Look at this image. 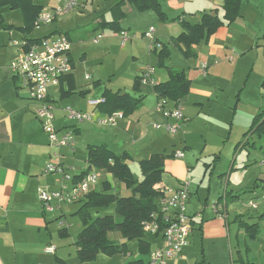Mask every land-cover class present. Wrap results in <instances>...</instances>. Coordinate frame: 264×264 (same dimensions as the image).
<instances>
[{
  "label": "crops",
  "instance_id": "1",
  "mask_svg": "<svg viewBox=\"0 0 264 264\" xmlns=\"http://www.w3.org/2000/svg\"><path fill=\"white\" fill-rule=\"evenodd\" d=\"M96 1L84 2L78 9L86 13L99 12L101 4L98 2L96 4ZM103 1L110 3L112 0ZM113 1L112 4L110 3V14L107 20L112 19L111 8L120 0ZM158 1L166 14V20H161L154 10L139 11L134 5L127 3L123 7L126 16L122 21L128 16L126 8L133 7L138 12L154 13L149 14L153 19L151 24L155 23V19L160 22L159 28H155V37L161 44V50L150 58L152 65L156 64L157 67L161 68L158 72L154 66H151L155 69L154 76L157 82H165L169 79V68L185 71V69H180V66L172 65L171 58L174 51L178 53L176 58L181 62L179 55H182L187 67L191 69L189 72L196 73L194 77L189 72L186 73L191 80V88L186 97L179 101L167 99L170 108L180 104L185 118L187 121L189 120L187 125L189 133L182 134L183 136L180 137V143L183 142L182 149H176V138H178L176 136L178 134H170L165 127L168 121L172 120H168L156 109L158 96L153 86L141 84L140 92H134L135 79L140 77L146 69L135 73L130 91L136 96H143L141 106L128 116L124 114L123 118L118 119L115 126H100V128L88 121L77 122L68 118L65 111L67 107L83 112H95L97 115L107 114L101 111L99 106L93 105L91 100L103 98L104 90L111 88L104 87L100 90V80L93 84L85 82L79 87L78 79L80 76L76 72L77 65L72 51L73 43L67 31H63V34L68 33L67 36L71 41L73 70L61 79L58 86L49 88L48 100L55 107L57 128L61 131L73 130L76 136L81 135L87 141L76 143L74 150L67 147L59 149L51 147L41 121L35 113L40 102L30 98L29 91L14 76L10 64L23 51L22 44L25 39L53 36L56 30L41 36H34L35 29L39 28L35 26L30 34L23 33L19 29L24 26L23 15L21 14L20 18L16 17L15 22L10 21L7 18V11H13V9L0 7V264H46L47 260L50 259L49 256L52 255L46 252V247L49 244L57 246L55 257L58 256L60 246L55 240L66 244L69 240L67 237L70 236L69 226L64 217L69 210L76 214L84 200L74 204L60 205L54 203L53 211H48L40 201L38 191L39 189H57L64 178L61 172H46L48 164L55 160L54 152L58 153V159L61 161L65 172L76 177L89 168L86 158L85 166L78 169L80 163L77 161V154H87V148L90 144H106L117 155L128 153L130 158L126 163L131 170L133 167L136 169L139 174L135 177L139 180L144 177L140 168L141 160L149 158L154 153L175 154L179 150L185 152L183 158L173 156L165 160L162 182L159 184L162 188L176 189L186 180L191 182V195L187 204V212L193 218L190 243L185 248L181 258L177 261L170 260L167 264H205V262L214 264L219 254L227 263L228 256L230 264H264V203H260L256 210L250 209L247 205L248 201L257 200L263 191L264 166L261 162L264 161V135L260 137L258 133L252 131L247 137L244 136L252 128L254 118L264 111V97L255 101L241 100L242 91L247 86L249 76L234 98L228 97L225 90L220 89L221 81L231 82V80L237 79L238 75L245 74L247 69L255 70L259 67L260 78H263L264 46L258 43L261 34L250 28L251 23L243 14V0L240 15L232 22L224 20L223 25L209 40H202L199 44L192 46L196 56L186 57L183 54L184 45L177 44L175 41L183 32L182 21L197 23L201 22L205 14L215 15L216 13L223 20L225 0H202L203 4L200 2L196 4L192 1V4H196L194 14L187 12V4L182 0ZM41 3L45 6L44 1ZM198 11H200V16L197 14ZM102 21L100 16L93 21L96 22L95 29L97 31L101 29L110 30L115 36L113 39H118L120 46L125 50L128 49L130 56L138 62L142 55V44L145 43L146 45V41L142 37L148 28L155 26L144 27L145 29H142L140 35L137 31L124 27L121 21V31L125 30L131 36V39L122 45L121 31L117 32L111 28L99 27ZM99 34H103V37L96 43L94 38ZM96 36L92 39L93 44H100L106 38L103 32H99ZM236 43L238 44L237 47L235 46ZM127 45H129L128 48ZM165 47L169 55L165 58L164 65L161 66L159 54ZM230 55H233L231 60L228 58ZM219 57H223L224 60L221 61ZM217 58L220 59L219 62H217ZM210 69H217L221 81L219 79L216 81V75L210 73ZM204 70L207 71L206 75L203 74ZM83 79L87 81L91 77L85 75ZM262 86L264 88V80ZM98 89L100 91H97ZM262 90L264 94V89ZM75 96L84 98L86 104H81L82 100L73 101L72 97ZM223 96L227 97L228 106L234 115L242 113L246 117V120L239 125L241 129L238 130V136L233 140V121L229 126L219 119L221 112H223ZM156 124L161 125V127L156 128ZM98 128L101 129L99 135H97ZM228 129L230 131L225 135L224 132ZM198 130H202L199 132L206 143L209 140L215 142L217 138L222 136L220 139L221 146L216 145L212 151L210 150L211 155H215L214 160L216 162L222 160L223 151L226 149L232 152L229 170L219 178L221 184L219 181L212 180L213 184L210 183L208 188H202L199 184L196 185L190 177L191 170L194 168L192 160L200 159L199 155L202 154L201 150L195 149L192 145V139L189 138ZM84 131L87 137L83 135ZM91 133L94 134L89 135ZM230 141L232 142L230 143ZM206 146L207 144L203 150ZM171 147L173 149L170 150ZM218 150L221 155L218 154ZM204 167L206 170L204 169L203 178L209 170V164L204 163ZM211 170L210 175L213 174V168ZM93 171L105 174V182L111 184L112 193H118L121 196L131 195V190L124 183H118L117 179L108 171L94 168ZM192 178L195 179L193 175ZM98 184L94 185L91 190L103 191L104 182L100 186ZM216 184H219L218 188L221 189L219 197L215 202H209V196L213 190L212 185L216 186ZM202 189L207 190L206 196L200 194ZM229 200H231V205H229ZM217 202L224 207L227 213L226 218L217 216L213 207ZM77 204L80 206L75 212L70 207ZM98 212L97 215L112 214L114 209H100ZM92 215L93 217L97 216ZM54 220L57 222H53ZM60 221L65 224L60 225ZM55 223L59 224L56 226L58 229L57 239L53 234ZM245 223L258 225L259 231L255 237H251L246 231ZM62 229L67 235L61 240L59 236ZM148 235L152 237L154 248L161 245L162 240L159 236ZM145 240L151 246V242L146 237ZM125 241L126 239L123 238L120 244L126 243ZM127 248L129 251L128 245ZM138 250H140L139 244ZM58 257L63 259L62 256ZM137 261H142L144 264L148 263L143 258L133 262ZM54 264H56L55 260Z\"/></svg>",
  "mask_w": 264,
  "mask_h": 264
},
{
  "label": "trees",
  "instance_id": "2",
  "mask_svg": "<svg viewBox=\"0 0 264 264\" xmlns=\"http://www.w3.org/2000/svg\"><path fill=\"white\" fill-rule=\"evenodd\" d=\"M43 0H0V7L19 9L24 18V26L19 28L23 33L30 34L36 26V20L40 12L45 8L41 3ZM243 0H225V15L222 20L216 13L205 14L201 22L191 23L182 21L183 32L175 39L177 44L184 45L183 54L186 57H194L195 52L192 46L199 44L202 40L209 38L223 25L224 20L229 22L240 15ZM132 4L139 11L154 10L161 20H166V14L161 8L158 0H120L112 8V19H103L99 27L111 28L114 31H121V21L125 18L126 12L123 7ZM13 27V26H12ZM65 35H68L66 33ZM52 36V35H51ZM46 37H50L46 36ZM25 39V50L32 44L38 43L41 39ZM169 55L165 47L159 54L161 66L164 65L165 58ZM72 61V60H71ZM169 79L165 82H158L153 86L158 99L166 98L172 101H179L186 97L191 88V80L184 70L169 68ZM141 76L134 82V92H140ZM102 97L104 102L99 105L104 113L111 114L116 111L124 112L128 116L135 112L143 102V96H136L130 92L113 91L105 89ZM256 132L260 137L264 135V111L254 118L253 126L246 133ZM87 160L89 168L79 176L82 178L87 173L96 170H106L113 177L131 190V195L121 196L112 193L109 182H104V189L101 192L91 190L83 199L84 202L77 211L84 227L79 232L75 245L77 257L82 263H89L97 260L101 253L113 255L116 253H126L128 251L126 243L119 244L109 238L110 232H120L126 240H138L139 249L142 253L149 252L150 245L145 240L147 233L143 230V223L150 218L153 211L157 209L158 201L163 195V188L159 186L162 182L164 172V162L174 154L154 153L149 158L140 161V168L143 179L139 180L133 174L126 161L130 158L128 153L117 155L106 144H90L87 148ZM98 172V171H97ZM114 209L112 214H98L93 217L92 211L100 209ZM120 218V220H119ZM246 231L251 237L258 234V225L245 223ZM62 237L66 236L65 230L60 231ZM56 264H68L65 260L55 257ZM129 264H144L142 261L131 262Z\"/></svg>",
  "mask_w": 264,
  "mask_h": 264
},
{
  "label": "rangeland",
  "instance_id": "3",
  "mask_svg": "<svg viewBox=\"0 0 264 264\" xmlns=\"http://www.w3.org/2000/svg\"><path fill=\"white\" fill-rule=\"evenodd\" d=\"M45 4V9L52 8L53 6L57 5L56 0H43ZM118 1V0H117ZM185 4H187V12L194 14L196 12L195 5L197 2H200V4H203L202 0H182ZM193 2H196V4H192ZM100 3L101 8L99 12H91L86 13L82 12L80 9H74L70 12H67L65 14L60 15L56 20H54L51 23L41 25L39 28H36L34 31V36H41L44 34H47L49 32L55 31L56 32L53 35H60L63 34V31H67L69 33V37L72 41V51L73 56L76 61L77 65V75L80 76L78 79L79 87L83 85L85 82L93 84L95 81L100 80V90L104 87L111 88L115 91L121 90L122 92H130L131 91V84L133 82V79L135 77V73H138L140 70L144 71L145 69L154 66L157 71L161 69L160 67H157L156 64L152 65L150 63V58L154 57L161 49H158L157 51H150V40L146 38L144 35L142 39L146 41V45L142 44V55L140 56V59L138 62H136L129 54L128 49H123L118 39H113L114 34L110 32V30L101 29L97 31L96 28V22L95 19L99 18V16L102 19H108V16L110 14V3L112 4L114 1L112 0L110 3H105L103 0H97L96 4ZM243 11L244 15L247 17L248 21L251 23L250 28L256 33H260L261 36L259 37L258 43L259 45L264 46V0H244L243 1ZM128 11V16L125 20L122 21V25L126 28L132 29L133 31H137L140 35L142 34V29H145L144 27L149 25H154L155 28H159L160 22L158 19H155V23L151 24L153 22V19L150 17L149 14L154 13H143L138 12L131 8H126ZM206 11V10H204ZM203 13V12H202ZM21 11L20 10H13V11H7V18L10 21H14L16 17H21ZM197 14L200 16V11L197 12ZM102 15V16H101ZM203 15V14H202ZM155 16V15H154ZM156 18V17H155ZM195 21V20H192ZM108 29V28H107ZM150 28H148L149 30ZM103 32L106 36V38L100 43V44H93L92 39L99 33ZM254 45H256V42H254ZM235 46L237 47L238 44L236 43ZM129 45H127V48ZM145 48V49H144ZM178 53L176 51L173 52V56L171 58V63L174 66H180V69H185L186 73H188L191 69L187 67V63L182 59V55L180 54V58L182 62L177 59ZM85 57V58H83ZM222 60H224L223 57H219ZM217 58L218 60H220ZM87 61V62H86ZM86 62V63H85ZM200 68V66H199ZM194 69V68H193ZM259 67L257 69H247V72L242 75H238L237 79L231 80V82H223L219 79V74L217 69H210V73H214L216 75V81H221L220 89L225 90L228 97L234 98V96L240 91V89L243 87L245 79L249 76V80L247 82L246 88L242 91L241 100L242 101H255L262 99L264 97L263 94V78H260V72L258 71ZM141 71V72H142ZM190 73V72H189ZM196 73H190L192 77H194ZM85 75H89L91 77L90 80L83 79ZM242 76V77H241ZM97 91H100V90ZM150 93V92H149ZM73 101L78 102L81 101V104H86L85 99L79 96L72 97ZM72 101V100H71ZM223 102V112H221L219 119L227 124L229 126L231 125L232 121L234 123V126H232V140L235 139L238 136V130L241 129L239 127L240 124H242L246 117L243 116L242 113H238L236 116L234 115L231 108L228 106V99L227 97H222ZM232 102V101H231ZM230 102V103H231ZM86 109V108H84ZM235 117V119H234ZM189 121V120H188ZM188 121L184 123L183 121L180 122L181 129L178 132V135L176 137V143L177 147L176 149H182V143H180V137H182V134L189 133V129L187 128ZM89 123L98 126L94 122L88 121ZM87 123V124H89ZM88 126V125H87ZM101 128V127H100ZM97 135H99V132L101 129H97ZM73 131V130H72ZM202 130H198L196 134H192L189 136V138L192 139V145L195 147L196 150H201V156L199 155L200 159L198 160H192V164L194 168H192L191 172V179L192 182L196 185L199 184L202 188H208L210 186V183L213 184L212 180L219 181L221 184V180H219L221 175H224L227 173L230 167V159L232 157V152H230L229 149H226L223 151L222 160H218L217 162L214 160L215 155H211L210 150L212 151L214 146L219 145L221 146L220 138L216 139L215 142L209 140V142L206 143L204 137H201L200 132ZM229 129L225 131V135H227ZM94 133H91L89 135H93ZM76 135V134H75ZM78 135V134H77ZM85 137H87V134L83 133ZM188 136V135H187ZM102 137V136H99ZM76 143H85L87 140H85L81 135L76 136ZM88 139V138H87ZM100 142V141H99ZM232 141H230L231 143ZM229 143V144H230ZM207 144L205 150L204 147ZM76 147V145H75ZM217 147V149H219ZM168 149V148H167ZM173 149V147L170 148V150ZM169 150V151H170ZM164 151V150H162ZM234 152V151H233ZM167 153V152H165ZM218 154L221 155V153L218 150ZM88 154H77V161L78 163V169H81V167L85 166V159L87 158ZM81 159V160H79ZM221 159V158H220ZM204 163L209 164V170H207L205 174V178H203V172L204 169L206 170V167H204ZM213 168V174L210 175L211 169ZM132 171L135 176H137L139 173L136 171V169L133 167ZM226 171V172H224ZM100 173V172H99ZM192 175L195 177L192 178ZM194 179V180H193ZM106 176L104 173H100L98 186H100L103 182H105ZM118 183H120L119 180H116ZM203 181V182H202ZM203 183V185H201ZM219 184H216V186H213V190L211 195L209 196V202H215L219 197V192L221 191L220 188H218ZM207 191V190H206ZM206 191L203 189L201 190L200 194H205ZM242 202V201H241ZM231 200H229V205H231ZM80 204L74 205L70 208H73V210H78V207ZM94 215H97L96 211H93ZM107 214V213H106ZM64 217V216H63ZM68 223V228L70 232V236L67 238L69 239L66 244L62 243V241H56L59 243L60 249L58 251V256H62L65 261H67L69 264H129L130 262L136 261L140 258H143L144 261H148L150 258V253L155 250V246L153 244L152 237L150 235H146V239L151 242V246L149 248V252L142 253L140 250H138V240H126L129 247V251L126 253H116L113 255H107L105 253L99 254L97 260L89 263H81L77 257V248L75 245V241L77 239L78 233L80 230L84 227L83 221L81 217L78 214H73L69 210L66 213V217H64ZM120 220V218H119ZM70 221V222H69ZM53 222H57V220H54ZM52 223V222H51ZM56 226H59V224L55 223V229L53 230L54 237H56V233H58V229H56ZM264 233V232H263ZM59 238L62 240L64 239L61 235ZM109 238L116 241L117 243H122L123 236L120 232H110ZM257 244V243H255ZM54 245V244H53ZM56 246V245H55ZM57 247V246H56ZM256 254V252H255ZM254 256V255H253ZM257 257V256H255ZM50 258V259H49ZM49 260H47L46 264H54L55 260V254H52L49 256ZM228 263L225 262L222 255H218V259L214 261V264H230L229 258L227 256ZM259 259V258H258ZM260 261V260H259ZM202 264V263H201ZM205 264H208L205 262Z\"/></svg>",
  "mask_w": 264,
  "mask_h": 264
},
{
  "label": "built area",
  "instance_id": "4",
  "mask_svg": "<svg viewBox=\"0 0 264 264\" xmlns=\"http://www.w3.org/2000/svg\"><path fill=\"white\" fill-rule=\"evenodd\" d=\"M89 0H57V5L49 9H43L37 17L36 26L40 27L56 20L60 15L78 8L84 2ZM155 27H151L144 34L150 40V51L160 49L161 44L155 37ZM103 37L99 34L94 38L98 43ZM131 36L125 30L121 31L122 45H125ZM18 44V43H16ZM25 45V42L22 44ZM22 46V47H23ZM233 59V55L228 57ZM220 60H217L219 62ZM11 70L14 76L22 82V86L29 91L30 98L40 102L35 110L37 118L41 121L46 132L51 147H67L72 150L75 148L76 135L72 130L61 131L55 124L54 105L48 100V91L52 86H58L61 79L70 74L73 70L71 61V41L65 34L53 35L41 39L38 43L31 45L28 50L23 51L11 62ZM206 75L207 71L204 70ZM155 69L147 68L141 75L142 84L154 86L158 82L155 78ZM104 99H94L91 103L99 106ZM156 109L168 120L166 124L167 131L172 134H178L181 129L180 122H186L183 110L180 104L174 108L168 106L166 98H160L157 101ZM68 118L77 122L91 121L98 126H115L118 119L123 118L124 112L116 111L111 114L97 115L95 112H83L72 107L65 109ZM156 128L161 125L156 124ZM54 161H51L46 172H61L64 175L59 188L54 190L39 189L38 197L43 206L48 211H53V204H74L81 202L92 187L99 181L100 173L91 171L82 178L77 179L70 173H66L58 153L54 152ZM183 150L176 151L175 158H183ZM264 166V161L261 162ZM263 191L257 200L248 201V207L252 210L259 208L260 203H264V180L262 183ZM191 195V182L184 181L178 188H163V195L158 201V206L150 215V218L143 223V230L147 234L159 236L162 243L150 253L147 264H167L170 260L177 261L183 255L185 248L190 243V235L193 229V218L187 212V204ZM219 218H226L224 207L218 202L213 205ZM60 221V225H64ZM57 247L49 244L46 252L55 254Z\"/></svg>",
  "mask_w": 264,
  "mask_h": 264
}]
</instances>
